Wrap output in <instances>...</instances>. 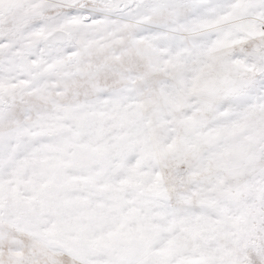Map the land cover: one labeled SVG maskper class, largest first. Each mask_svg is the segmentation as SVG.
I'll list each match as a JSON object with an SVG mask.
<instances>
[{
  "label": "snow or ice",
  "instance_id": "obj_1",
  "mask_svg": "<svg viewBox=\"0 0 264 264\" xmlns=\"http://www.w3.org/2000/svg\"><path fill=\"white\" fill-rule=\"evenodd\" d=\"M0 264H264V0H0Z\"/></svg>",
  "mask_w": 264,
  "mask_h": 264
}]
</instances>
